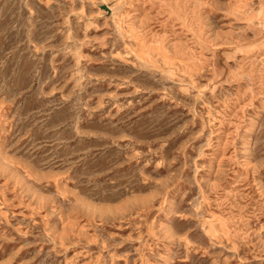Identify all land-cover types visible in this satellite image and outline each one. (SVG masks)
<instances>
[{
  "label": "rangeland",
  "instance_id": "1",
  "mask_svg": "<svg viewBox=\"0 0 264 264\" xmlns=\"http://www.w3.org/2000/svg\"><path fill=\"white\" fill-rule=\"evenodd\" d=\"M0 264H264V0H0Z\"/></svg>",
  "mask_w": 264,
  "mask_h": 264
},
{
  "label": "water",
  "instance_id": "2",
  "mask_svg": "<svg viewBox=\"0 0 264 264\" xmlns=\"http://www.w3.org/2000/svg\"><path fill=\"white\" fill-rule=\"evenodd\" d=\"M105 7H107V6H105Z\"/></svg>",
  "mask_w": 264,
  "mask_h": 264
}]
</instances>
